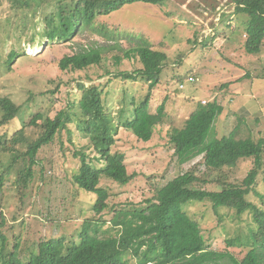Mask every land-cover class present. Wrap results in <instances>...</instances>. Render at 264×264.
Wrapping results in <instances>:
<instances>
[{
	"label": "rangeland",
	"instance_id": "374dc122",
	"mask_svg": "<svg viewBox=\"0 0 264 264\" xmlns=\"http://www.w3.org/2000/svg\"><path fill=\"white\" fill-rule=\"evenodd\" d=\"M234 5V0H163L155 5L134 2L95 15L67 39L51 40L42 33L45 23L41 8L26 10L24 18V10H16L10 0H0V18L10 17L0 19L4 25L0 28L1 59L6 58L10 48L16 54L9 65L0 62V96L21 107L18 121L0 125V135L10 136L37 111L54 116L71 102L75 104L80 96L78 83L102 88L106 109L115 122L130 114L132 100L138 102L147 94L150 111L163 103L166 113L147 141L118 128L111 151L124 154L131 179L119 184L100 177L99 186L109 193L107 206L100 214L92 209L95 194L79 189L73 180L80 166L74 153L96 156L75 118L58 131L53 142L39 149L38 163L24 189L15 184L16 169L9 154L0 151V231L7 236V250L17 244L18 255L24 259L39 241H77L86 221L90 233L98 223L96 235L104 237L118 210L144 207L145 200L154 198L159 187L188 170L200 176L204 170L199 163L201 156L180 164L169 140L171 128L180 127L198 102L214 100L221 105L207 140L229 133L238 122L240 108L249 101L247 123L239 122L235 137H245L248 132L254 140L264 137V47L257 54L245 52V35ZM217 37L220 39L215 40ZM233 39L237 42L227 45ZM134 47H150L166 54L159 81L152 87L144 79L123 77L142 68L138 57L124 55ZM77 52L97 53L100 61L81 70L60 69L59 60ZM253 117L257 122L251 120ZM36 132L27 129L24 134L29 138ZM254 166L253 158L240 159L220 173H205L210 181L195 186L219 190L216 178L239 184ZM247 198L264 210V151ZM183 209L199 223L207 248L227 251L238 259L245 255L248 248L242 244L248 241L249 229L254 226L250 212H243L239 218L226 207L214 209L207 199L191 200ZM231 238L239 242L229 245L226 241Z\"/></svg>",
	"mask_w": 264,
	"mask_h": 264
},
{
	"label": "trees",
	"instance_id": "16d2710c",
	"mask_svg": "<svg viewBox=\"0 0 264 264\" xmlns=\"http://www.w3.org/2000/svg\"><path fill=\"white\" fill-rule=\"evenodd\" d=\"M16 10L25 11L41 8L45 23L43 35L48 39H67L81 24H88L97 14H107L134 2L161 4L163 0H10ZM234 12L242 13L241 20L245 39L243 47L246 53L257 54L264 47V0H234ZM22 17V18H23ZM10 18L5 16L1 20ZM4 26L0 24V28ZM1 41V38H0ZM0 49V59H1ZM10 48L6 58L0 62L9 65L15 57ZM126 57H138L142 68L136 74H124L126 79L137 78L148 81L152 87L159 81L166 54L150 47H134L124 52ZM119 58H117L118 60ZM97 53L77 52L61 58L60 69L81 70L98 64ZM187 78V77H186ZM80 96L77 102H71L68 108L60 109L54 116L45 112H35L21 127L15 128L10 136L0 135V151L8 153L11 165L16 169V186L24 189L32 178L33 166L38 163L39 149L53 142L56 134L77 120L79 129L89 140L96 156L89 158L83 151L75 152L80 166L73 176L79 189L95 194L92 209L100 214L107 206L109 196L106 188L99 186V179L105 176L116 183L126 184L131 176L127 173L124 154L111 151L115 134L119 127L130 131L136 138L147 141L151 138L156 125L166 117L164 104L155 111L149 109V94L142 100H132L131 111L123 119L115 122L106 109L102 97L103 90L97 85L77 84ZM75 107V110H71ZM20 105L10 98L0 96V125L18 121ZM126 109L120 111V116ZM221 105L214 100L198 102L185 117L180 127H172L169 140L173 144L174 155L180 164L201 156L199 163L204 165L202 176L193 170L181 173L156 190L154 198L146 199V205L140 208L118 210L111 218V227L104 231V237L96 235L98 223L90 233L89 221L77 241L65 242L62 238L42 240L37 248L20 259L17 244L7 250V236L0 231V264H264V210L247 198L253 189L258 169L262 164L264 137L256 140L248 132L247 136L236 138L235 130L240 121H245L248 112L237 116V124L229 133L207 140L209 130ZM257 122L256 118L251 119ZM27 129H37L35 136L27 138ZM20 145V149L16 146ZM253 158L255 166L249 170L241 183L218 181L219 190H205L195 186L199 182H208L204 174L222 172L225 167H233L243 158ZM194 169V168H193ZM213 180V178L211 179ZM3 176L0 173V190ZM207 199L213 208L226 207L236 215L250 212L254 226L248 234V241L242 245L248 248L245 255L238 259L227 251L209 249L205 245L199 223L183 209L191 200ZM239 216V218H240ZM235 245L239 241L231 238L226 241Z\"/></svg>",
	"mask_w": 264,
	"mask_h": 264
},
{
	"label": "crops",
	"instance_id": "0c3cea01",
	"mask_svg": "<svg viewBox=\"0 0 264 264\" xmlns=\"http://www.w3.org/2000/svg\"><path fill=\"white\" fill-rule=\"evenodd\" d=\"M243 16H242V13H238L237 14V18H242ZM234 32V31H233ZM232 32V33H233ZM233 35V34H232ZM217 39H220V37H217L215 40H217ZM237 41L235 40V39H233V41L232 40H230L228 43H227V45H233L234 43H236ZM241 46H242V44H241ZM244 48V47H243ZM249 54V53H248ZM248 103H250V101L249 102H247V104L244 106V107H241L240 109V111H239V115H242V113H244L245 111L246 112H248L247 110V105H248Z\"/></svg>",
	"mask_w": 264,
	"mask_h": 264
}]
</instances>
